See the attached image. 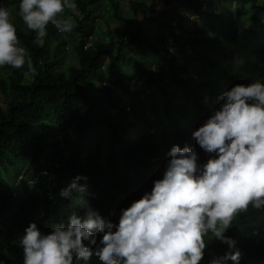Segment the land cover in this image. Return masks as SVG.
Masks as SVG:
<instances>
[{
	"label": "trees",
	"instance_id": "16d2710c",
	"mask_svg": "<svg viewBox=\"0 0 264 264\" xmlns=\"http://www.w3.org/2000/svg\"><path fill=\"white\" fill-rule=\"evenodd\" d=\"M75 3V13L60 14L72 18L73 30L60 33L49 23L41 39L18 15L19 0H0L36 69L33 75L27 64L0 67L3 264H22L18 239L29 222L47 234L71 212L83 215L59 195L75 176L87 177L79 183L86 184L80 195L88 206L115 224L119 210L161 178L173 144L194 148L198 163H205L210 154L191 134L218 107L216 98L236 84L264 83V0ZM159 3L183 8L174 26L155 16ZM193 17H207L205 30H191L186 20ZM66 47L75 65L64 70L58 51ZM116 89L124 96L114 98ZM103 130L109 133L105 139L99 136ZM13 170L29 184L6 185L3 177ZM225 235L236 241L239 264H264V208L249 204ZM204 241L199 264L227 251L210 232ZM74 264L82 262L74 258ZM89 264L100 262L92 257Z\"/></svg>",
	"mask_w": 264,
	"mask_h": 264
},
{
	"label": "clouds",
	"instance_id": "9594fccd",
	"mask_svg": "<svg viewBox=\"0 0 264 264\" xmlns=\"http://www.w3.org/2000/svg\"><path fill=\"white\" fill-rule=\"evenodd\" d=\"M18 15L38 38L51 23L58 32L74 28L75 0H19ZM35 74L31 57L20 46L10 12L0 7V67L8 65ZM203 123L192 132L196 144L210 154L198 163L194 148L173 144L160 179L150 191L119 210L118 221L90 208L82 193L87 177L72 178L59 195L74 201L83 215L71 212L47 234L29 222L18 239L22 264H199L209 232L227 246L211 264H239L236 241L225 235L237 213L264 208V83L236 84L216 98ZM207 102V98H205ZM99 234V241L97 236ZM0 264H3L0 261Z\"/></svg>",
	"mask_w": 264,
	"mask_h": 264
},
{
	"label": "rangeland",
	"instance_id": "374dc122",
	"mask_svg": "<svg viewBox=\"0 0 264 264\" xmlns=\"http://www.w3.org/2000/svg\"><path fill=\"white\" fill-rule=\"evenodd\" d=\"M174 7H175V4H171L169 7H166L162 3H159L158 8H157V12L155 13V16H158L161 19L164 18L165 22L171 23L172 26H174L177 19L183 15V8L175 9ZM206 20H207V17H193V18H190L186 21H187V23L190 24L189 26H190L191 30L196 25H198L200 29L205 30L204 25H205ZM187 23H185V24H187ZM189 26H186V28H188ZM110 28L112 30H116L118 32V34H122V32H123L122 28H118L117 26H114V25H110ZM63 38H64V36H63ZM170 46L172 47L173 45H170ZM58 53L60 54L59 57L62 56L64 58V61H63V66H65L64 70L67 67L75 65V59L73 58L72 51H71V49L69 50V47L65 48L64 53L61 54L60 51H58ZM59 60H61V59H59ZM139 87L142 88L143 85L139 84ZM123 96L124 95L120 90L116 89L113 91V97L114 98H119V97H123ZM114 113H116V111H114ZM108 134L109 133L107 130H103L99 134V136L101 138L105 139L108 136ZM71 137H72V135H71ZM3 178L5 180V184L13 187L14 189H18L19 186L23 187V186H26L29 184L28 179H26L25 177L17 176V178H16V170H13L9 174V176H7V177L4 176Z\"/></svg>",
	"mask_w": 264,
	"mask_h": 264
}]
</instances>
